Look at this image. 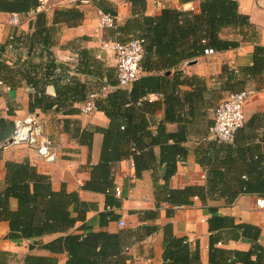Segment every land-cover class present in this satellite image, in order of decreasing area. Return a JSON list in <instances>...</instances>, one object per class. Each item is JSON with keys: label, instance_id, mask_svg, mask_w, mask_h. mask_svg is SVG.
I'll use <instances>...</instances> for the list:
<instances>
[{"label": "trees", "instance_id": "obj_1", "mask_svg": "<svg viewBox=\"0 0 264 264\" xmlns=\"http://www.w3.org/2000/svg\"><path fill=\"white\" fill-rule=\"evenodd\" d=\"M125 1L139 10V19L129 20L123 27L117 25V31L134 34L126 40H116H144L140 68L145 75H140L129 90L118 88L115 71L101 70V63L89 57L88 53L81 54L83 58L78 66L100 82L99 88H88L67 68L64 71L57 70L60 63L53 57L50 47L56 40L60 23L74 26L82 21L83 13L75 7L54 9L50 25H47L45 12L35 14L30 23L33 31L24 35V40L29 53L36 47L41 48V54L46 56L43 63L28 62L26 68L14 71L2 58L5 56V45L0 44V81L13 89L20 85L24 77L26 84L34 89L29 103L30 112L43 102L45 108L51 106V99L44 94L48 83L54 84L55 99L60 102L62 100L59 98L69 97L71 103H83L90 94L96 95L93 100L96 109L102 110L110 122L106 128H97L103 135V142L100 162L92 168L91 174L97 186L104 183L108 188V205H119L110 198L112 186L108 179V166L123 157L132 159L136 177L146 169L156 171L164 165L163 183L158 184L159 177L155 174L154 185L158 192L164 194L162 201L169 205H191L194 197L205 200L212 197L213 193L221 195L215 197H224L227 204L232 203L240 193L264 197V111L255 112L246 118L232 141L210 138L209 132L197 140L199 149L196 154L206 168L205 185L181 188L168 186L170 177L176 171L177 161L184 160L188 153L184 145L188 138V123L197 118L205 119L209 109L215 111L218 101L213 93L206 97L203 78L197 75L183 78L180 70L170 76V70L182 61L202 55L205 48L222 51L250 43L254 45L252 64L239 70L248 78L255 77L264 71V45L259 43L257 27L251 23L248 15L239 12L235 0H198V12L165 7L157 15L141 14L140 9L144 7L145 0ZM36 6L37 0H0V12L5 13H26ZM97 6L108 11L100 2ZM109 12L114 15V12ZM224 30L227 32L222 36ZM12 39L10 41L13 43L19 42V37L15 39L13 36ZM182 82L192 88L181 99L179 85ZM150 93H159L162 100H149ZM161 106L164 107L166 121L178 123L173 133L166 132L162 121L158 122L155 134L147 129L146 115L152 116ZM209 122L210 128L213 119ZM12 127L11 121L0 118V141L10 134ZM155 147H158L157 153ZM5 167L7 186L0 191V222L6 220L8 223L7 238H34L64 231L77 220L85 219L89 204L76 193L53 191L49 179L37 173L28 162L9 161ZM11 197L17 200L16 210H10L7 206ZM210 210L215 212L214 208ZM105 216L110 219L117 217L110 211ZM208 229L210 264H263V248L257 243L247 251L225 250L215 246L222 237L231 240L247 237L256 241L258 227L239 224L233 217L215 213L208 219ZM149 232H135V240ZM114 236L119 238L118 235ZM103 237L111 236L104 232H92L85 236L66 234L45 244L43 248L53 253L66 252L68 257L65 264H107L109 252L98 247ZM7 256L6 252L0 251V264H7ZM162 259V264L199 263L197 253L191 252L185 241L170 231L165 234ZM23 263L56 264V258L28 254L23 258Z\"/></svg>", "mask_w": 264, "mask_h": 264}, {"label": "crops", "instance_id": "obj_2", "mask_svg": "<svg viewBox=\"0 0 264 264\" xmlns=\"http://www.w3.org/2000/svg\"><path fill=\"white\" fill-rule=\"evenodd\" d=\"M47 1L51 6L45 12L47 25L52 21L54 9L75 7L83 13V19L79 24L73 26L60 23L57 28L56 40L50 47L53 57L60 63L57 70L64 71L67 68L71 75L73 74L88 88L93 90L99 88L100 82L78 66L83 58L81 54L88 53L89 57L101 63V70L110 69L114 73L113 54L102 51L100 46L109 38L126 40L133 36L134 33L117 31V25L123 27L129 20H138L139 10L125 0H92L91 4L79 5L74 0ZM235 1L238 3L239 12L248 15L251 23L259 30V43L264 45V0ZM99 2L108 11L99 8L97 6ZM165 7L198 12L199 1L145 0L140 12L144 15H157ZM97 8L114 17V28L99 27ZM32 10L20 14L0 12V44L5 45L3 51L5 56L2 58L14 71L26 68L28 62L43 63L46 60V56L41 54L40 47L30 50L29 53L28 45L24 40V35L33 31L30 23L36 13ZM109 10L114 12V15ZM10 14L17 15L16 24L8 21ZM226 32L224 30L222 36H225ZM13 36L15 39L19 37V42L10 41ZM253 52L254 45L244 43L236 48L217 51L214 55H200L173 67L170 76L174 71L180 70L182 77L197 75L203 78L207 89L206 97L213 93L218 99L217 106L231 93L252 90L254 93L244 106L245 116L248 118L255 112L264 111V71L252 78H248L240 71L243 66L252 64ZM140 75H145V72L141 70ZM117 87L120 88L118 85ZM179 88L182 99L184 93L192 87L182 82ZM33 94L34 89L26 84L24 77L21 78L20 85L13 89L0 81V118L13 123L10 134L0 141V191L7 186L6 163L28 162L37 173L49 179L53 191L64 190L76 193L82 201L89 204V210L84 220H77L68 229L34 238H7L8 223L2 220L0 251L8 254L7 264H24L23 258L28 254L53 256L56 258V264H65L68 257L66 252L53 253L43 246L62 235L85 236L92 232H104L111 236L101 238L98 244L99 248L109 252L107 264H162L167 231L183 239L188 249L197 253L198 264H210L208 219L215 213L233 217L236 223L251 224L259 228L256 241L247 237H240L237 240L222 237L217 240L215 246L225 250L247 251L257 243L263 248L264 264V208H260L256 203L257 198H264L263 196L240 193L232 203L227 204L224 197H215L221 195L213 193L212 197L205 200L194 197L191 205H169L162 201L164 194L158 192L154 185L155 174L159 177L158 184L163 183L164 165L158 167L156 171L146 169L136 177L132 159L123 157L108 166V179L112 186L110 198L119 203L118 206L114 203L108 205L106 201L108 188L104 183L97 186L93 182L91 171L100 162L103 142V135L97 131V128H106L110 122L109 118L100 109L91 113L81 112L83 103L81 101L71 103L69 97H61L62 99H59L62 101H57L56 88L52 83H48L44 90V94L51 99V106L45 108L43 102L30 112L29 103ZM150 95L149 100H162L159 93H150ZM184 108L187 109V105ZM27 114H34L43 123L56 154L53 163L44 161L35 151L24 145L8 143L14 121ZM213 117L214 111L209 109L205 119L197 118L188 123V138L184 142L188 153L184 160L177 161L176 171L168 181L170 188L206 184V168L200 163L196 154L199 149L197 140L202 135L208 134L209 121ZM146 119L147 129L153 134L157 130L158 122L161 121L166 132L173 133L178 128L177 122L166 121L163 106L152 116L146 115ZM154 150L157 153L158 147ZM115 187L120 188V194L115 192ZM7 206L10 210H16L17 200L13 197L9 198ZM211 208H214L215 212L211 211ZM108 211L117 217L114 219L106 217ZM147 230L150 232L141 239L135 240V232L146 233ZM114 235H118L119 238ZM251 258L254 259V255Z\"/></svg>", "mask_w": 264, "mask_h": 264}, {"label": "built area", "instance_id": "obj_3", "mask_svg": "<svg viewBox=\"0 0 264 264\" xmlns=\"http://www.w3.org/2000/svg\"><path fill=\"white\" fill-rule=\"evenodd\" d=\"M74 1L77 5L91 4L92 2V0ZM50 8L51 6L47 0H37V6L32 11L35 13L46 12ZM96 11L99 27H115L114 17L112 15L103 12L99 8ZM8 21L16 24L18 22L17 15L10 14ZM143 44L144 40L142 38H132L127 42L109 38L102 42L100 46L101 50L111 52L114 56L115 76L120 88L129 90L131 84L139 77L141 73L140 60L143 52ZM216 53L217 51L212 48H205L202 55L208 56ZM253 93L252 90H241L229 94L227 98L221 101L214 111L213 124L209 128L210 138L224 142L232 141L235 132L246 121L244 106ZM95 97V94L89 95L88 99L81 106V112L91 113L96 110L93 101ZM8 143L11 145H24L35 151L40 158L48 163H53L56 160L52 142L44 129V125L34 114H27L14 121V128ZM115 192L120 194V188L115 187ZM256 203L260 208H264V198H257Z\"/></svg>", "mask_w": 264, "mask_h": 264}, {"label": "water", "instance_id": "obj_4", "mask_svg": "<svg viewBox=\"0 0 264 264\" xmlns=\"http://www.w3.org/2000/svg\"><path fill=\"white\" fill-rule=\"evenodd\" d=\"M8 142H9V140H8Z\"/></svg>", "mask_w": 264, "mask_h": 264}]
</instances>
